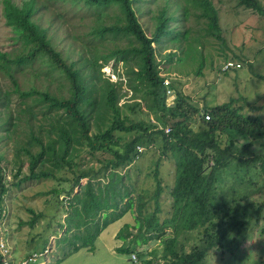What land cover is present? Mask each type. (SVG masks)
Returning a JSON list of instances; mask_svg holds the SVG:
<instances>
[{
	"label": "trees",
	"instance_id": "trees-1",
	"mask_svg": "<svg viewBox=\"0 0 264 264\" xmlns=\"http://www.w3.org/2000/svg\"><path fill=\"white\" fill-rule=\"evenodd\" d=\"M67 1L96 8L98 16H103V8L117 5L123 18L111 26L98 23L91 32L93 39L111 38L116 42L121 37L127 38V45L123 48L115 45L102 55L95 51L91 58L82 56L76 68L75 63L69 64L56 49L49 29L36 20L34 15L41 9L39 0H27L20 6L3 0L7 24L16 33L21 49L13 54L0 51V69L21 103L34 99V105L45 104L48 113H53L46 118L51 131L45 141L37 135L39 133H31L40 151L29 153V175L15 184L41 179L72 184L65 198L66 229L59 241L64 253L58 261L81 249L94 251L99 236L128 213L134 215L135 223L126 224L117 236L125 241V230L132 228L136 233L129 245L117 249L119 254L131 256L139 252L142 243L149 241L163 245L167 253L163 264H205L214 255L231 254L234 237L252 231L253 222H259L264 210L263 203L254 201L262 191L258 189L259 184L256 185L260 177L255 170L260 169L264 175V154L252 152L251 144L242 147L236 144V135L255 137L260 134L264 122L262 115L256 112L261 107L246 99H237L196 108L190 103V96L172 80L169 86L165 85V78L160 74L161 64L173 62L176 55L178 62L204 59L201 43L198 36L191 33L192 29L177 28L182 18L184 21L192 14L195 16L190 9L201 11L196 16L199 21H205L201 28L205 35L224 43L219 11L207 0H186L179 21L176 15H168L167 1L155 16L153 34L148 36L136 7L140 0ZM238 1L264 15L258 0ZM170 23L174 24L172 28ZM168 41L174 46V52L167 53ZM184 42L187 45L182 48ZM112 59L125 65L124 80L120 75L117 82L102 78L101 69ZM36 60L65 74L70 83L68 98L35 87L22 89L17 73L25 71ZM99 61L102 63L97 68ZM203 67L204 64L198 67L197 74H201ZM123 84L132 96L119 105L127 96L121 93ZM168 88L175 93L172 106L167 105ZM1 95L0 90V105ZM142 103L158 122L144 124L127 113L140 110ZM4 104L9 107L8 101ZM26 111L34 117L32 107H27ZM195 115L202 124L198 131L191 127ZM206 115L210 120H206ZM18 123L19 120L13 122L11 114L4 121L5 127H18ZM83 151L96 158L100 166L87 165L82 169L78 159ZM151 151L159 159L154 161V169L148 176L154 173L157 178L161 161H169L174 168L173 185L166 188L157 178L156 189L151 191L140 187L137 174L132 176L133 166ZM244 151L248 157L241 156ZM0 160L3 161L1 157ZM228 171L234 183L224 191L222 185ZM3 172L5 169L0 170V202L7 190ZM57 172H74L76 176L72 179L68 175L58 176ZM83 179H87L84 185L81 184ZM76 186L79 190L74 194ZM165 191H169L171 205L168 216L163 217L160 200ZM139 254L142 264H153L143 253Z\"/></svg>",
	"mask_w": 264,
	"mask_h": 264
},
{
	"label": "rangeland",
	"instance_id": "rangeland-1",
	"mask_svg": "<svg viewBox=\"0 0 264 264\" xmlns=\"http://www.w3.org/2000/svg\"><path fill=\"white\" fill-rule=\"evenodd\" d=\"M11 1L20 6L27 0ZM167 1L169 4L166 3ZM207 1L211 2L219 11L224 43L206 36L205 32L202 31L201 28L205 21H199L196 16L201 11L190 9L192 13L195 12V16L192 14L183 21L182 6L186 4V0H140L136 4L140 11H138L139 20L148 36L154 32L155 16L165 4H168V15H176L179 21L182 18L177 28L179 30L192 29L191 33L198 36L201 43L199 44L204 59L201 58L199 62H178L176 60L179 57L176 55L173 62L161 64L162 72L160 74L165 77V83L172 80L181 88L183 93L190 96V103L196 108L202 109L206 106L246 99L250 104L261 107L260 111L256 113L262 115L264 122V15L240 5L238 0ZM258 1L264 8V0ZM38 5L41 9L34 15L36 20L40 25L49 29V35L52 37L56 49L62 53L69 64L75 63L76 68L79 67L82 56L91 58L95 51L99 52L100 55L106 54L115 45L123 48L129 42L124 37L115 40L116 42H112L111 38L93 39L94 36L91 31L98 23L111 26L123 18L119 7L115 4L103 8V16L97 15L96 8H89L83 4H75L67 0H39ZM169 25L172 28L174 24L170 23ZM18 43L16 33L7 24L3 0H0V51L9 54L17 53L21 49ZM170 43L171 41H168L169 50L167 53L174 52V46ZM186 45L187 42H184L181 47L184 48ZM178 53L182 54L180 49H178ZM158 59L161 60V57L159 56ZM226 61H238L243 67L239 70L223 72L229 63ZM101 63L99 61L97 68ZM201 64H204V67L201 74H197ZM124 72L125 65L123 62H117L113 59L101 69V73L104 75L102 78H110L113 82L120 80L118 75L121 76V80H124ZM17 78L23 90L35 87L49 91L57 97L68 98L70 96V83L65 74L51 69L43 61L36 60L25 71H18ZM0 90L2 92L0 157L4 161L5 172H3V177L7 187L1 204L6 214L11 248L17 260H23L24 257L34 251L41 253L45 248L51 246V254L49 253L45 264H142L143 259L139 258V253H143L145 259L152 261L153 264L166 262L167 253L159 241L142 243L139 252L131 256L117 252L119 247L129 245L136 233V230L132 228L125 230L123 232L127 236L125 241L117 236L126 224L133 225L135 223L132 213L126 214L122 219L109 225L97 239L94 251L81 249L79 252L58 261L64 253L59 248V241L66 229L65 217L68 210L65 198L72 184L61 183L54 179L31 180L19 185L15 184L29 175V153L36 154L40 151V147L31 139V133H39L37 135L42 136L45 141V137L51 131L49 121L46 118L52 116L53 113H48L45 104L34 105V99H28L21 103L22 100L18 99V94L13 93L12 85L9 79L3 75L1 69ZM121 93H127V96L120 100L119 105L124 104L132 96L125 84L121 87ZM170 93L168 91V106H172L175 102L174 90ZM7 96L8 98H6ZM7 101L9 107L4 104ZM130 102H134V100ZM29 106L32 107L34 117H31V114L26 111ZM127 113L136 121H143L144 124L158 122L148 113L144 103H142L141 109H137L135 113ZM10 114L13 122L20 121L18 127H5L4 121ZM191 127L195 131L202 129V124L196 115L193 117ZM236 142L240 147L251 144L250 150L252 152L263 155L264 128L255 137L236 135ZM241 156L248 157V153L241 152ZM100 159L104 160L103 157ZM157 159L159 156L151 151L133 166L131 174L133 177L135 174L138 175L142 189L151 191L156 189L157 178L162 181L166 188L173 185L174 168L169 161H161L157 178H155L154 173L150 177L148 176L154 169L153 163ZM78 162L82 169L86 168L87 165L100 166V162L85 154V151L81 153ZM255 172L260 177L256 179V185L259 184L258 189L260 188L262 191L254 198V201L257 204H264V175L258 168ZM57 174L58 176L68 175L72 179H75L76 176L74 172H57ZM229 176L231 175L228 171L224 176L225 182L222 185L224 191H228L234 183L233 178ZM100 180H104V178ZM86 182L87 179H83L81 184L84 185ZM136 187L138 188V184ZM58 189L64 192H60ZM78 190L79 187L76 186L74 194ZM160 203L163 209L162 216H168L167 211L171 205L169 191L163 193ZM258 220V223L253 222L252 231H247L244 235H237L233 241L231 240L234 247L231 254L214 255L209 257L205 264H262L264 262V210ZM32 222H34L33 226L31 225ZM243 237H245L244 240H242ZM65 246L67 248V245Z\"/></svg>",
	"mask_w": 264,
	"mask_h": 264
},
{
	"label": "built area",
	"instance_id": "built-area-1",
	"mask_svg": "<svg viewBox=\"0 0 264 264\" xmlns=\"http://www.w3.org/2000/svg\"><path fill=\"white\" fill-rule=\"evenodd\" d=\"M241 69L242 65L240 63H235V62H229L226 65V69H224L223 71H230L233 69ZM169 83H165V85L169 86ZM169 94L170 91L169 90ZM206 120H210V116L206 115ZM167 132L170 131L169 128L166 129ZM140 150L142 151L143 148H140ZM0 167H1V162H0ZM51 252V248L48 247L46 248L43 252L41 253H33L31 254L28 258L20 261L19 263H15V264H45V260L48 257L49 253ZM0 257L2 259V264H14L12 261V255H11V251L8 245V241L6 239V214L2 208V206H0Z\"/></svg>",
	"mask_w": 264,
	"mask_h": 264
},
{
	"label": "clouds",
	"instance_id": "clouds-1",
	"mask_svg": "<svg viewBox=\"0 0 264 264\" xmlns=\"http://www.w3.org/2000/svg\"><path fill=\"white\" fill-rule=\"evenodd\" d=\"M227 62V61H226ZM228 62H233V61H228ZM235 63H239V62H235ZM242 65V64H241ZM242 67H243V65H242ZM231 71V70H230ZM223 72H228V71H223ZM165 78V77H164ZM170 82H171V80H170ZM164 84H165V82H164ZM173 91V90H172ZM169 96V95H168ZM0 162H1V167H0V170L1 169H4L5 167H4V164H3V161L2 160H0ZM2 200H3V197H2ZM2 201L0 202V206H2ZM3 208V207H2ZM5 212V211H4ZM6 239H7V241H8V245H9V248H10V251H11V255H12V261H13V263L14 262H16V263H19L20 261H18L17 260V258H16V255L14 254V252H13V249L11 248V243H10V240H9V234H8V229H7V221H6ZM50 248H51V246H49ZM46 249V248H45ZM36 252H38V251H36ZM33 253H35V251L34 252H31L28 256H26V257H24V259H26V258H28L31 254H33ZM50 254H51V252H50ZM133 257L135 258V256L133 255ZM23 259V260H24ZM48 259V258H47ZM0 260H1V264H2V259H1V257H0ZM22 261V260H21Z\"/></svg>",
	"mask_w": 264,
	"mask_h": 264
}]
</instances>
